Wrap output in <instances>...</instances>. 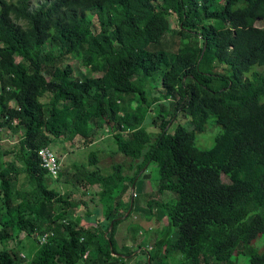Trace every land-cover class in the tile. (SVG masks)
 <instances>
[{
    "label": "trees",
    "instance_id": "16d2710c",
    "mask_svg": "<svg viewBox=\"0 0 264 264\" xmlns=\"http://www.w3.org/2000/svg\"><path fill=\"white\" fill-rule=\"evenodd\" d=\"M257 22L264 23V0H0V142H14L1 154L0 225L35 238L29 264H126L135 252L120 254L114 238L135 204L137 195L125 196L133 176L119 165L110 174L90 171L81 181L98 195L90 210L49 187L53 177L41 166V147L67 132L87 138L94 118L112 123L118 153L138 170L154 164L158 187L175 195L147 201L173 236L146 264H238L237 256L264 264V70L255 69L264 66V26ZM171 34L179 38L175 52L158 47ZM79 61L97 76L84 74ZM133 81L159 129L154 137L146 116L117 99ZM150 90L158 95L150 98ZM178 112L190 127L173 123ZM210 119L220 127L213 145L184 151ZM98 161L90 152L88 162ZM20 173L29 190H18ZM55 202L82 204L84 221L59 223L66 210L56 212ZM37 231L54 234L39 244ZM7 236L0 230V241ZM17 258L18 249L0 250V264Z\"/></svg>",
    "mask_w": 264,
    "mask_h": 264
},
{
    "label": "rangeland",
    "instance_id": "374dc122",
    "mask_svg": "<svg viewBox=\"0 0 264 264\" xmlns=\"http://www.w3.org/2000/svg\"><path fill=\"white\" fill-rule=\"evenodd\" d=\"M37 1L40 0H33V2ZM168 19L172 22L171 16ZM256 24L264 26L263 22H257ZM195 39H197L199 43L202 41L198 36H196ZM178 41L179 38L176 35L171 34L167 37L166 41L162 42L158 47L164 48L170 52H175L178 47ZM199 50L200 49H198L197 52ZM17 60H19V58H17ZM76 65L82 69L84 74L87 76H97L95 71L91 70L90 67L83 65L82 62H76ZM255 69L264 70V66L255 67ZM45 76L48 78V75ZM153 83L157 85L159 84V81L156 80ZM138 91H141V86L137 81H133V83L128 87V93L118 96L117 99L126 110L130 112L139 110L141 115L146 116L145 123L147 124L145 126H147V130L154 137V133H156L159 129L156 124L152 123L153 116L150 115L152 113H149L148 108L144 106L141 97L136 93ZM150 91V98L151 95H158V92L155 90ZM132 93H135L134 96L131 95ZM46 99L47 97H44L42 98V101L46 103ZM10 104L15 105V102L11 101ZM178 121L190 127L188 118L184 117L180 112L176 114L173 123ZM100 123L102 125H100ZM156 123H159V120H156ZM173 123L170 122L168 124V130L171 129ZM89 124L92 128V132L88 134L87 138H82L78 135L73 136L67 132L66 136H64L62 140H56L54 142L48 143V146L51 147L52 151L60 161L59 173L57 177L49 181V187L56 188L64 197L69 195L75 201L85 200L88 205L87 208L91 210L98 202V195H96V192H94L93 189H88L83 184H81V181L90 171H96L100 169L103 174H110L114 171L113 168L116 169V167L119 165V169L123 175H129L135 178V186H132V184L130 185V183H126L128 188L126 190L125 196H130L133 198L134 195H137L134 199V202L135 205L138 206H136V210H133L132 207L130 209L131 213L128 216L129 220L131 222H135L137 225L135 226L132 224L130 227L131 229L129 237L126 240H119V243L117 244L116 242V244L118 247H128V245L133 244V247H135V249H132L133 251L138 250L136 248H138L137 246L140 245V247L146 248V250L150 253L149 256L148 254L143 256L140 259V262L145 264L146 261L149 260L155 261L156 258H159L163 255L165 237L169 233H172L170 236H173V228L170 226V224H168L169 222L165 217L159 223L155 221V214L157 212L156 206L153 203L150 206V211L147 201L149 198H155L162 202L170 201L175 195L171 191L162 190L158 187L157 182L153 178V169L155 170L154 164L146 165L142 170H138L137 164L134 160H131L130 158L116 151L117 145L111 135L112 133L110 130L112 123H103L99 119L94 118L89 121ZM124 129L126 130L127 128L124 127ZM194 133V139L182 147L186 152L190 151L194 147L202 149L210 148L214 143L215 137L220 133V127L214 124L212 119H210L204 131H195ZM13 145L14 142L6 138L1 140L0 162L3 148ZM15 148L16 149H14V152L17 151V147ZM92 151H96L99 158V161L96 164H90L88 162L89 153ZM16 164L18 168L22 167L21 163L17 160ZM221 179L223 182H229L228 177L224 174H221ZM17 180L18 182L16 186L18 190H21V192L29 190L32 186L25 173H20ZM13 198H15L14 194ZM62 205V203L55 202L53 204V209L56 212H59L60 210L65 209V207H62ZM65 210L66 214L59 223L66 224L69 222H74L75 220L80 222L84 221L83 218H85V208L82 206V204H77V206H73ZM0 211H3V203L1 198ZM144 214L149 215V218H146ZM125 220H128L127 217ZM9 224L10 223L8 221H4V225H0L1 232L9 235L0 241V250L6 249L7 251L11 252L12 249H18L20 252V257L23 258V261L17 258L15 264H29L34 252L38 248L35 238L26 236L19 239V237L17 238L15 235L12 236ZM89 225L94 226L95 224L92 222L84 224L86 227ZM161 227H166V233L164 236H161ZM260 239L261 238L258 237L255 242H257V244L262 248L263 244L259 241ZM132 255H129L128 257ZM237 259L238 264H246L244 257L237 256ZM126 260L129 262L128 259Z\"/></svg>",
    "mask_w": 264,
    "mask_h": 264
},
{
    "label": "crops",
    "instance_id": "0c3cea01",
    "mask_svg": "<svg viewBox=\"0 0 264 264\" xmlns=\"http://www.w3.org/2000/svg\"><path fill=\"white\" fill-rule=\"evenodd\" d=\"M135 205V204H134ZM136 206L138 205H135L133 206V210L135 209L136 210ZM141 206V205H139ZM139 209V208H138ZM128 220H125V218L120 221L116 228H115V235H114V238L117 242V244L119 243V240H122V239H127L129 237V234H130V227L132 224H134L135 226L137 225L135 222H131L129 220V217H127ZM134 226V227H135ZM122 236V238H121ZM116 244V248H117V251L120 253V254H123V255H129V254H126V253H129L130 251H132V249H135V247H133V244H130L128 245V247H118ZM151 248V247H150ZM138 250H136L134 253H132L130 257L127 256L126 259H128L129 262H127V260L125 259V262H127L126 264H136V260H137V264H142L140 262V259L143 257V256H146V254H148L149 256V252L146 250V248H142V247H138L136 248ZM146 251V252H144ZM136 259V260H135ZM132 261V262H131ZM147 262V261H146ZM146 264V263H145Z\"/></svg>",
    "mask_w": 264,
    "mask_h": 264
},
{
    "label": "built area",
    "instance_id": "2783aa9c",
    "mask_svg": "<svg viewBox=\"0 0 264 264\" xmlns=\"http://www.w3.org/2000/svg\"><path fill=\"white\" fill-rule=\"evenodd\" d=\"M38 155L41 161V166L44 167L53 178L57 177L60 169V161L52 151L51 147L48 145L41 147L38 150ZM35 234L38 239V243L43 244L54 233L53 231H37ZM86 255L87 253H85L84 256Z\"/></svg>",
    "mask_w": 264,
    "mask_h": 264
},
{
    "label": "water",
    "instance_id": "95a60500",
    "mask_svg": "<svg viewBox=\"0 0 264 264\" xmlns=\"http://www.w3.org/2000/svg\"><path fill=\"white\" fill-rule=\"evenodd\" d=\"M132 205H133V203H132V199H131V203H130V206L132 207ZM131 207H130V208H131ZM127 213H128V212H127ZM127 213H126V214H127Z\"/></svg>",
    "mask_w": 264,
    "mask_h": 264
}]
</instances>
